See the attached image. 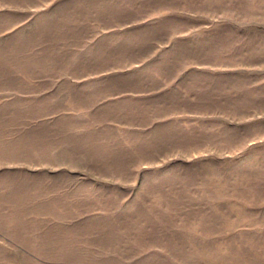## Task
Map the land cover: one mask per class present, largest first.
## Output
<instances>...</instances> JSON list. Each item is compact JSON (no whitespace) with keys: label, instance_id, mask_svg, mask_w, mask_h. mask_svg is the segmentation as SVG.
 Segmentation results:
<instances>
[{"label":"rangeland","instance_id":"obj_1","mask_svg":"<svg viewBox=\"0 0 264 264\" xmlns=\"http://www.w3.org/2000/svg\"><path fill=\"white\" fill-rule=\"evenodd\" d=\"M0 264H264V0H0Z\"/></svg>","mask_w":264,"mask_h":264},{"label":"crops","instance_id":"obj_2","mask_svg":"<svg viewBox=\"0 0 264 264\" xmlns=\"http://www.w3.org/2000/svg\"><path fill=\"white\" fill-rule=\"evenodd\" d=\"M21 226H23V225H21ZM17 227H18V226H17ZM23 228H25V227L23 226ZM23 232L25 233V232H27V230L24 231V229H23L22 233H23Z\"/></svg>","mask_w":264,"mask_h":264}]
</instances>
